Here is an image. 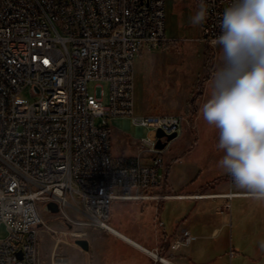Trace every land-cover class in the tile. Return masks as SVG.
Listing matches in <instances>:
<instances>
[{
	"label": "built area",
	"instance_id": "2783aa9c",
	"mask_svg": "<svg viewBox=\"0 0 264 264\" xmlns=\"http://www.w3.org/2000/svg\"><path fill=\"white\" fill-rule=\"evenodd\" d=\"M204 2L201 33H220L232 0ZM0 32L165 33V0H0ZM142 51L152 50L0 48V227L8 232L0 264H39V210L48 203L108 231L115 201L165 198L149 195L164 184L170 144L157 150L155 133L178 139L184 119L135 113L134 61ZM90 83L107 86L106 104L101 92L88 93ZM27 88L39 96L31 104L20 102ZM116 118L141 132L136 155L114 161L109 120ZM144 129L152 135L144 138ZM193 241L184 231L171 249ZM53 264L67 260L59 255Z\"/></svg>",
	"mask_w": 264,
	"mask_h": 264
},
{
	"label": "crops",
	"instance_id": "0c3cea01",
	"mask_svg": "<svg viewBox=\"0 0 264 264\" xmlns=\"http://www.w3.org/2000/svg\"><path fill=\"white\" fill-rule=\"evenodd\" d=\"M197 117L190 122L192 128L204 125ZM183 119L184 124L188 123L185 117ZM122 121L125 129L132 127ZM140 132L135 129L136 140L121 139L116 149L111 140L110 154L114 161L136 155ZM181 138L183 133L169 148ZM187 144L191 146L190 142ZM183 150L175 151L169 162L163 155L164 184L149 195L165 198L115 201L110 208V213L116 215L122 206H129L128 217L138 223L136 230L110 227L145 251L108 231L85 226L97 244L103 245V249L108 247L102 255H97V264H264V248L261 247L264 244V200H253L235 188L231 177L219 168L216 156L206 155L203 159L206 164L199 168L202 157L196 151ZM184 231L194 236L195 241L188 247L172 250L171 245ZM88 244L91 248L89 241Z\"/></svg>",
	"mask_w": 264,
	"mask_h": 264
},
{
	"label": "rangeland",
	"instance_id": "374dc122",
	"mask_svg": "<svg viewBox=\"0 0 264 264\" xmlns=\"http://www.w3.org/2000/svg\"><path fill=\"white\" fill-rule=\"evenodd\" d=\"M199 3L200 0H165L164 40L156 47L148 49L152 51L140 54L134 61V102L136 114L185 117L188 123L184 124L183 138L174 144L173 148L169 147L174 141L170 143L169 150H165L163 155L169 162L171 156L183 148L185 151H196L202 157V160H199L201 168L206 164L203 160L206 155L212 154L220 158L219 155L222 154L216 147L218 133L205 122L200 128H192L190 122L196 116L198 120L204 121L200 107L209 97L211 76L221 65V54L218 47L210 50L211 48L200 40L202 25L193 26L190 22L191 16L198 10ZM98 85L100 89H96V83L88 84V93L100 96L98 92H101L102 101L106 104L107 86ZM19 98L21 103L31 104L37 101L39 96L33 95L31 89L27 88ZM109 125L113 131L111 140L114 149L121 139L128 142L136 140L135 129H125L122 120L110 119ZM151 133L150 130L144 129L143 137L148 138ZM186 142H190L191 146ZM195 143L196 146L193 147ZM137 144L139 145L138 139ZM114 152L116 150H113ZM129 212L127 205L122 206L116 215L111 211L108 225L117 229L136 230L138 223L133 217H128ZM39 216L43 224L37 236L39 264H53L55 257L59 255L67 260V264H97V255H102L108 249H103V245L97 244L95 238L89 235L88 228L80 224L85 221L81 215L68 209L51 214L41 207ZM7 236V230L1 226L0 243ZM77 239L91 243L88 252H83L75 246Z\"/></svg>",
	"mask_w": 264,
	"mask_h": 264
},
{
	"label": "clouds",
	"instance_id": "9594fccd",
	"mask_svg": "<svg viewBox=\"0 0 264 264\" xmlns=\"http://www.w3.org/2000/svg\"><path fill=\"white\" fill-rule=\"evenodd\" d=\"M200 0L190 18L205 23ZM213 43L221 65L211 76V91L201 105L202 119L218 133V166L235 188L264 200V0H232L224 9ZM264 248V244L261 245Z\"/></svg>",
	"mask_w": 264,
	"mask_h": 264
},
{
	"label": "bare ground",
	"instance_id": "6f19581e",
	"mask_svg": "<svg viewBox=\"0 0 264 264\" xmlns=\"http://www.w3.org/2000/svg\"><path fill=\"white\" fill-rule=\"evenodd\" d=\"M219 33H201L200 40L211 49ZM165 38L163 32H76V33H18L0 32V48L53 50H148ZM108 232L127 243H136L110 226ZM143 250V249H142ZM145 251V250H143ZM149 255L154 256L151 252Z\"/></svg>",
	"mask_w": 264,
	"mask_h": 264
},
{
	"label": "water",
	"instance_id": "95a60500",
	"mask_svg": "<svg viewBox=\"0 0 264 264\" xmlns=\"http://www.w3.org/2000/svg\"><path fill=\"white\" fill-rule=\"evenodd\" d=\"M155 138H156L155 148L157 150H164L169 143H171L172 141L176 139V134L165 135L163 132L158 130L155 133ZM163 138H165V141L162 142ZM44 208L47 212L51 214L59 213V208L55 203H48L45 205ZM74 244L76 247H78L83 252H88L89 250V244L84 239H77L74 242Z\"/></svg>",
	"mask_w": 264,
	"mask_h": 264
}]
</instances>
